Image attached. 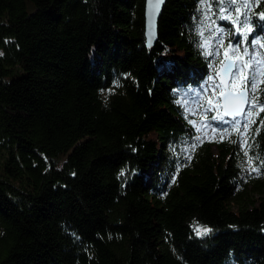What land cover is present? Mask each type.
I'll return each instance as SVG.
<instances>
[{
    "label": "trees",
    "instance_id": "trees-1",
    "mask_svg": "<svg viewBox=\"0 0 264 264\" xmlns=\"http://www.w3.org/2000/svg\"><path fill=\"white\" fill-rule=\"evenodd\" d=\"M144 7L0 0V264H264V111L207 138L188 108L207 22L264 44V0H165L152 47Z\"/></svg>",
    "mask_w": 264,
    "mask_h": 264
},
{
    "label": "rangeland",
    "instance_id": "rangeland-1",
    "mask_svg": "<svg viewBox=\"0 0 264 264\" xmlns=\"http://www.w3.org/2000/svg\"><path fill=\"white\" fill-rule=\"evenodd\" d=\"M206 27L211 31L210 35H213V39H206L205 43L206 51L212 55V61L209 69V74L207 75V80L202 84V90H199L194 94V96L189 101V111L190 115L193 118V124L197 129L201 137L212 138L214 135H217L218 128L215 123L212 121L208 114L211 110L220 111L219 107V96L223 90L221 84L215 77V71L221 65L224 59L227 57L232 58L236 62V67H240V71L236 70L232 74L229 87L238 92L245 84L248 85L249 93H251V83L245 82V78H248L251 75L252 68H246L242 65L247 61V57L244 55V48L239 44L234 43L230 45H222L223 38H217L218 32L220 29L217 27L215 22H207ZM249 54L257 53L259 58L263 61V51L260 47V44L252 43L250 49H248ZM227 52V55L225 53ZM263 70V68H262ZM256 94V90H255ZM204 100L205 103L201 104V100ZM211 101L209 104L208 101ZM247 112V110H246ZM213 117V116H212ZM197 228V227H196Z\"/></svg>",
    "mask_w": 264,
    "mask_h": 264
},
{
    "label": "water",
    "instance_id": "water-1",
    "mask_svg": "<svg viewBox=\"0 0 264 264\" xmlns=\"http://www.w3.org/2000/svg\"><path fill=\"white\" fill-rule=\"evenodd\" d=\"M165 0H145V7H144V18H145V44L147 47H152L153 43L157 37V21L159 15L161 13L163 4ZM236 62L227 57L223 60L221 65L215 71V77L217 78L218 82L223 85V91L220 94V105L222 108L223 114L225 111H234L239 110L240 113H243L247 104H248V97L249 92L246 86L242 87L238 92L233 91L229 87V83L232 77V74L235 70ZM243 93V96L240 95ZM232 117L230 115H226Z\"/></svg>",
    "mask_w": 264,
    "mask_h": 264
},
{
    "label": "snow or ice",
    "instance_id": "snow-or-ice-1",
    "mask_svg": "<svg viewBox=\"0 0 264 264\" xmlns=\"http://www.w3.org/2000/svg\"><path fill=\"white\" fill-rule=\"evenodd\" d=\"M162 2V0H161ZM217 3H224L226 4L227 6H232L235 4L236 0H216ZM237 13V19L236 20H233V23L237 25V31L239 32L241 30V28H246L247 29V32L251 33L252 32V28L251 27H248V24H249V20H248V17H247V13H243V20H240L239 19V16L241 15V10L239 7L235 8L234 9ZM221 11H225V8H221ZM222 18H230L228 16H225V17H222ZM261 19L264 20V14H261ZM245 41L247 42V37H245ZM222 43V42H221ZM252 43H256V44H260L259 41H256L255 40V37L253 35V41ZM260 47L261 48H264V44H260ZM3 53H0V56H2ZM225 55H227V52L225 53ZM244 55L247 57V61L242 65L243 67H246V68H252V72H251V75L250 77L248 78H245V82H250L251 83V88H252V91L255 92L256 90V84L258 83V80H257V77L264 74V70H262V68H264V61H262L260 58H259V54L257 53H253V54H249V51L247 48L244 49ZM233 67H235V70L237 72H239L241 69L240 67H236L235 65H233ZM115 83V82H114ZM101 91H104V90H101ZM111 91V90H109ZM240 95L243 96V93H240ZM248 104L250 105V107H260V110L261 111H264V106H260L257 104V101L255 100H248L247 101ZM208 103L210 104L211 101L209 100ZM241 113L240 111L237 109V110H234V111H225L224 115H230V116H233V123L234 124H239V121L238 120H235V117L236 116H239ZM224 115H221L219 112H217V115L213 116L212 117V120L213 121H218L219 123L216 124V127H220L222 126L223 123H225L224 121ZM248 115L250 116L251 115V112L248 113ZM245 127H247L245 125ZM197 131H200V129H197ZM197 140H199L201 143L203 142L202 140H200L199 137H197ZM196 147V145H192V149L194 150ZM248 153L247 151L245 152V156H247ZM189 159H191V157L189 156ZM248 163L249 165H251V157L248 158ZM249 171L251 172H258V169L256 168H252V167H249ZM73 175H75L73 173ZM120 175L123 176L124 175V171L121 170L120 172ZM211 231V229H208V228H203L201 229L200 227H197L195 229V235L197 236H201V235H206L207 233H209Z\"/></svg>",
    "mask_w": 264,
    "mask_h": 264
}]
</instances>
